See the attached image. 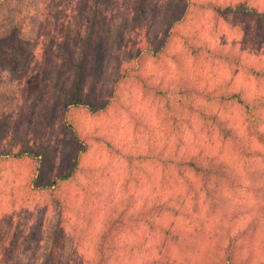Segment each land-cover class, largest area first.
<instances>
[{
  "label": "trees",
  "instance_id": "obj_1",
  "mask_svg": "<svg viewBox=\"0 0 264 264\" xmlns=\"http://www.w3.org/2000/svg\"><path fill=\"white\" fill-rule=\"evenodd\" d=\"M14 1L22 5L26 0H1V6L6 9ZM52 1L41 0V18L36 27L30 22V12L21 7L15 14L0 17L1 71L20 77L38 70L47 75L51 72L43 63L47 64L51 38L55 42L58 38L51 30L53 25L48 26L51 21L43 10ZM150 1L132 0L126 6L132 15L128 21L134 32L143 29L146 33L137 43L136 69L132 68V72L122 77L137 83L143 98L161 107L162 144L157 143L152 137L154 133L149 132L151 138L146 143V152L126 154L128 173L123 188L132 190L130 200L117 199L108 210L100 233L95 237V248L85 263L125 264V259H119L121 248L133 250L137 264H253V242L264 234V151L259 150L264 148V95L250 98L243 90L233 91L220 85L202 86L190 78L180 66V60L168 54V49L176 38H181L192 57L222 60L262 86L264 64H249L246 57L243 59L244 54L236 52V44L217 52L198 34L186 37L180 32L189 22L209 11L250 17L263 29L264 36V6H260L258 0L223 3L175 0L161 33H150L152 26H149L147 13ZM82 2L90 14L88 27L84 32L77 31V47L64 45L60 48L59 61L71 75L62 81L65 72L63 75L62 70H57V79L62 83L60 87L56 86L55 104L64 105L58 127L35 126L16 150V144H10L6 131L18 114L9 107L0 112V164L21 162L28 165L29 200L52 199L58 207L54 237L68 241L73 235L76 247L85 241L88 228L84 221L73 222L75 204L71 189L81 176L82 156L92 146V138L81 130L79 118L83 113L106 114L122 97L117 83L106 98L100 90L108 55L105 41L116 22L117 0ZM49 27L50 32L45 33ZM147 56L156 63L171 57L175 71L157 78L155 73L144 69ZM230 108L240 111L243 119L239 125L227 116ZM141 125L137 121V130ZM188 129L217 138L222 147L237 152L239 159L244 155L242 170L239 164L236 168L238 161L234 164L222 150L216 152L201 145L191 151L185 142ZM143 161L155 164V169L145 174L152 177L154 170H160L161 179L149 181L152 186L142 202L137 203L135 190L140 184ZM206 206L207 210H204ZM243 217L245 224L236 228ZM213 219H217V223H225L228 219L229 224H235L234 233L228 230L222 236L212 231L210 223ZM144 228L152 233L148 239L144 236L145 231L137 233ZM216 229H222V225ZM130 234L136 240L132 245L127 242ZM51 259L48 255V262Z\"/></svg>",
  "mask_w": 264,
  "mask_h": 264
},
{
  "label": "rangeland",
  "instance_id": "obj_2",
  "mask_svg": "<svg viewBox=\"0 0 264 264\" xmlns=\"http://www.w3.org/2000/svg\"><path fill=\"white\" fill-rule=\"evenodd\" d=\"M82 1L85 0H54L43 10L51 21L48 26L53 25L51 30L58 38L56 42L51 38L49 54L46 55L45 61L47 64L43 63V66L48 65L51 71L48 75L43 70H38L24 77L10 76L0 70V112L9 107L10 110L15 109L18 114L17 119L9 124L10 128L6 131L10 144H16V150L35 126L50 128V126L58 127L60 123L64 105L55 104V97L58 94L56 86L60 87L62 81L68 80L71 75V72L59 61L60 48L64 45L77 47V31L84 32L88 27L90 14L87 5ZM212 1L223 3L230 0ZM131 2L132 0H117L116 22L112 25L111 33L105 41L108 55L106 73L100 88L103 97L106 98L117 83L116 88L122 93L121 100L106 114L93 116L83 113L79 118L81 130L92 138V146L82 156L81 176L71 191L75 204L73 222L84 221L88 228L86 239L77 247L73 245V235L69 236L68 241L56 240L53 233L58 222V207L54 201L29 200V190L26 186L27 164L1 163L0 264H86L87 256H91L95 248V237L100 233L102 221L108 210L117 199L130 200L129 194L132 190L123 188L128 173L126 154L146 152V143L151 138L149 132L154 133L152 137L157 143L162 144L161 107L151 100L144 99L137 83L132 80L125 81L122 77L123 74L132 72V68L136 69L139 46L137 43L146 33L143 29L134 32L129 24L128 20L132 15L127 12L126 6ZM258 2L260 6H264V0ZM174 4L175 0L150 1L147 12L149 26H152L150 33H161L163 22ZM18 5V2L14 1L5 9L1 6L0 0V17L15 14V11L21 7V10L24 8L30 12V22L36 27V22L41 18V0H26L22 5ZM47 32H50V27L45 31ZM180 33L186 37L198 34L217 52H223L222 50L229 49L231 44H236V52L244 54L243 59L246 57L249 64L254 62L264 64L263 29L261 30L258 23L250 17H243L241 14H214L208 11L195 18L194 22H189ZM130 36H133V39ZM183 41L181 38H176L169 45L168 54L180 60V66L182 65L190 78L202 86L220 85L233 91L243 90L250 98L264 95V84L259 86L253 77L240 72L235 66L224 64L217 58L205 60L192 57ZM171 57L163 58L160 63H156L152 57L147 56L143 64L144 69L146 72L155 73L157 78L172 74L175 71V63ZM58 68L63 71V75L65 72L62 81L57 79ZM227 116L234 119L237 125L243 119L238 108H230ZM137 121L142 123L138 130ZM185 142L191 151L201 145L216 152L222 150L234 164L238 161L236 168L239 164V169L242 170L244 155L239 159L237 152L227 146L222 147L221 142L215 137L199 135L194 130L188 129L185 133ZM137 148L139 149L135 151ZM259 150L264 151V148ZM149 163L143 161L140 165L142 168V172H139L140 184L135 190L137 203L142 202L152 186L149 181H157L161 177L160 170H154L152 177L146 175L147 172L155 169V164ZM204 210H207V206ZM224 222L217 223V219H213L210 229L222 236H225L228 230L234 233L235 224H229L228 219ZM220 224L222 229H216ZM244 224L243 217L236 224V228H241ZM143 231L147 239L151 237L152 233L146 232L145 228L137 233L141 234ZM135 241L133 234L127 237L128 244L132 245ZM253 243L255 245L253 264H264V234L256 237ZM206 246L210 249V246ZM118 253L120 260L125 259V264H137V255H133V250L124 251L120 248ZM48 255L53 258L50 263L47 260Z\"/></svg>",
  "mask_w": 264,
  "mask_h": 264
}]
</instances>
